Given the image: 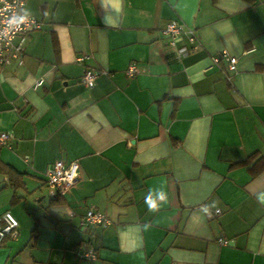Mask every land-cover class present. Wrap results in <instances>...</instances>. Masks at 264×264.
Segmentation results:
<instances>
[{
  "label": "crops",
  "instance_id": "crops-1",
  "mask_svg": "<svg viewBox=\"0 0 264 264\" xmlns=\"http://www.w3.org/2000/svg\"><path fill=\"white\" fill-rule=\"evenodd\" d=\"M25 2L42 28L0 68V160L24 183L0 173V217L19 221L0 264H264V0ZM174 20L197 35L186 57ZM222 51L236 71L214 65ZM58 161L79 164L61 192L46 178ZM89 210L110 224L83 227Z\"/></svg>",
  "mask_w": 264,
  "mask_h": 264
},
{
  "label": "built area",
  "instance_id": "built-area-1",
  "mask_svg": "<svg viewBox=\"0 0 264 264\" xmlns=\"http://www.w3.org/2000/svg\"><path fill=\"white\" fill-rule=\"evenodd\" d=\"M25 0H0V68L9 64L13 59L20 60L22 46H15L14 40L21 35L39 30L42 24L33 16H27V19L16 26L10 25L9 21L13 17L23 15L25 7ZM164 33L170 37L171 44L175 45L182 35H186L190 45L182 46L178 52L181 56L186 57L196 49L197 35L191 29H185L184 25L179 21H171ZM90 56L83 55L78 58L79 62H85ZM226 62L231 71L237 70L238 58L229 54L227 51H222L220 55L213 57L214 65L221 62ZM20 64L23 62L20 60ZM137 68L132 65L127 74L134 77L137 74ZM101 72L88 68L81 79V82L88 88H93L98 76ZM44 84L42 79L36 81L34 89H39ZM11 134L7 132H0V147L8 146L11 141ZM79 164L72 162L66 164L63 161L56 162L47 172L46 178L49 187L54 191H65L72 188L78 181ZM220 212V211H218ZM110 221L107 217L96 210H89L82 219V225L85 228L90 226H107ZM19 228V221L12 213L6 212L0 217V247L4 244L8 236L16 237L17 229ZM223 245H227L228 241L221 239L219 241ZM82 259L96 260L97 252L92 246L85 245L82 253Z\"/></svg>",
  "mask_w": 264,
  "mask_h": 264
},
{
  "label": "clouds",
  "instance_id": "clouds-1",
  "mask_svg": "<svg viewBox=\"0 0 264 264\" xmlns=\"http://www.w3.org/2000/svg\"><path fill=\"white\" fill-rule=\"evenodd\" d=\"M28 13H24L23 15H20L18 17H13L9 23L12 26H16L20 23H23L27 19ZM157 195L155 198L153 197H147L145 198V203L148 205L149 211H153L157 209L159 204L166 203L167 202V193L163 189L156 190ZM260 203L264 204V193H262L258 197ZM215 206V205H213Z\"/></svg>",
  "mask_w": 264,
  "mask_h": 264
},
{
  "label": "trees",
  "instance_id": "trees-1",
  "mask_svg": "<svg viewBox=\"0 0 264 264\" xmlns=\"http://www.w3.org/2000/svg\"><path fill=\"white\" fill-rule=\"evenodd\" d=\"M0 173L7 175L9 177V182L14 187V189H20L24 186L22 176L19 173H17L13 168L4 164L1 160H0ZM57 196L58 194L55 195V197Z\"/></svg>",
  "mask_w": 264,
  "mask_h": 264
},
{
  "label": "rangeland",
  "instance_id": "rangeland-1",
  "mask_svg": "<svg viewBox=\"0 0 264 264\" xmlns=\"http://www.w3.org/2000/svg\"><path fill=\"white\" fill-rule=\"evenodd\" d=\"M48 202L50 203V201H49V200H47V203H48ZM49 203H48V204H49Z\"/></svg>",
  "mask_w": 264,
  "mask_h": 264
}]
</instances>
